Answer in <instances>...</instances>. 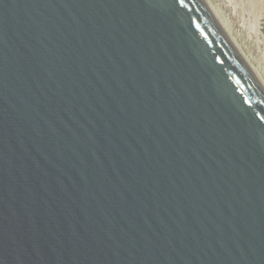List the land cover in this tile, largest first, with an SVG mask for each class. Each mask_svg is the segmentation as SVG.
Wrapping results in <instances>:
<instances>
[{
    "label": "water",
    "instance_id": "obj_1",
    "mask_svg": "<svg viewBox=\"0 0 264 264\" xmlns=\"http://www.w3.org/2000/svg\"><path fill=\"white\" fill-rule=\"evenodd\" d=\"M0 264H264V90L202 0H0Z\"/></svg>",
    "mask_w": 264,
    "mask_h": 264
},
{
    "label": "rangeland",
    "instance_id": "obj_2",
    "mask_svg": "<svg viewBox=\"0 0 264 264\" xmlns=\"http://www.w3.org/2000/svg\"><path fill=\"white\" fill-rule=\"evenodd\" d=\"M264 81V0H209Z\"/></svg>",
    "mask_w": 264,
    "mask_h": 264
},
{
    "label": "bare ground",
    "instance_id": "obj_3",
    "mask_svg": "<svg viewBox=\"0 0 264 264\" xmlns=\"http://www.w3.org/2000/svg\"><path fill=\"white\" fill-rule=\"evenodd\" d=\"M205 5L208 7L209 11L211 12V14L213 15V17L215 18V20L217 21V23L221 26V28L223 29L224 33L227 35L230 43L233 45V47L239 52V54L242 56V58L244 59V61L246 62L248 68L251 70V72L253 73L255 79L258 81V83L260 84V86L262 87V89L264 90V81L261 78V76L258 74L257 70L252 66V64L250 63L249 59L243 54L241 48L238 46L237 42L235 41V39L232 37L231 32H230V26L228 24V22L224 21L220 14L218 13V11L210 4L209 0H202Z\"/></svg>",
    "mask_w": 264,
    "mask_h": 264
}]
</instances>
